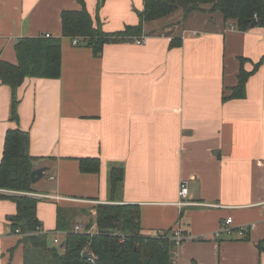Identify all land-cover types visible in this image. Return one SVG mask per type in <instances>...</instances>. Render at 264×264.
Wrapping results in <instances>:
<instances>
[{"label":"crops","instance_id":"crops-1","mask_svg":"<svg viewBox=\"0 0 264 264\" xmlns=\"http://www.w3.org/2000/svg\"><path fill=\"white\" fill-rule=\"evenodd\" d=\"M83 1L106 33L137 26L143 11V0L99 8L98 0ZM80 9L76 0H0V61L16 64L23 38H61L58 79L26 77L13 93L0 84V160L6 133L18 129L28 136L34 170L47 169L31 193L44 236L53 241L66 231L56 230L58 209L73 217L68 229L93 234L96 206L124 205L139 210L144 234L190 238L174 247L172 264H264L263 65L243 98L222 99L237 83L240 59L246 72L264 60V29L240 31L221 19L203 29L166 18L143 23L145 43L107 44L95 57L62 37L61 14ZM175 36L180 46L170 47ZM95 159L97 172L80 170L81 160ZM113 169L122 179L112 191ZM182 182L187 206L178 205ZM15 213L0 199V264H24ZM228 218L249 229L245 237L237 229L217 234Z\"/></svg>","mask_w":264,"mask_h":264},{"label":"trees","instance_id":"trees-1","mask_svg":"<svg viewBox=\"0 0 264 264\" xmlns=\"http://www.w3.org/2000/svg\"><path fill=\"white\" fill-rule=\"evenodd\" d=\"M76 1L81 6L80 10L61 14L62 37L77 39L78 44L89 48L95 57L102 54L107 44L140 39L143 23L169 18L178 10L182 11L183 20L199 12L218 13L224 23L234 25L240 31L249 29L253 20L256 27L264 29V0H143L139 24L116 33L104 32L98 20L93 21L87 12L84 1ZM104 1L98 0V8ZM178 39L173 37L170 47H179ZM15 53L16 64L0 61V84L7 86L12 93L26 77L59 78L61 38H23L15 45ZM239 62L237 83L231 88L230 95L222 98L224 101L243 98L250 74L259 66L264 67V60H261L252 71L246 72L243 69L246 60L240 59ZM28 144L25 132L18 129L8 131L0 160V190L21 193L0 195V199L15 204L16 213L10 218L11 229H18L22 234L33 233L41 227L36 217L37 200L27 195L33 192L30 173L34 170ZM98 168L96 159L80 161L82 172H97ZM121 179L122 170L113 169L110 173L112 191ZM94 209L96 232L93 234L75 233L68 229L73 217L58 209L56 230L67 228L62 248L50 246L46 236L24 237V264H172L175 244L168 232L158 236L144 234L136 207L98 205ZM258 248L264 252V243ZM84 253L91 258H83Z\"/></svg>","mask_w":264,"mask_h":264},{"label":"built area","instance_id":"built-area-1","mask_svg":"<svg viewBox=\"0 0 264 264\" xmlns=\"http://www.w3.org/2000/svg\"><path fill=\"white\" fill-rule=\"evenodd\" d=\"M255 17V16H254ZM44 37H49L48 34H45ZM146 41V38H140L138 40H135V42L137 44H143L145 43ZM77 43V40L74 39L72 44L75 45ZM28 196H35L34 194H27ZM178 195H179V202H178V205L180 206H187V205H190L189 202L185 201V199L187 198L188 196V187H187V183L186 182H182L179 186V192H178ZM43 198H50L49 196H41ZM232 220L230 218L224 220L219 228V230L217 231V234H226V235H230L232 234L233 232H235V229L236 232H237V235L240 237V238H243L246 236V233L248 232V228H236L232 225ZM73 232L75 233H83V230H82V227L80 225H76L73 229ZM20 232L17 230H15V234H19ZM60 234L63 235V237H65V235L67 234L66 231L64 232H58ZM21 236L23 237H28V236H44L46 235L45 232H43L40 228L37 229L35 232L33 233H26V234H22L20 233ZM59 235V234H58ZM170 239L174 242L175 246H179L182 242H185V241H188L190 238L187 236V235H182L180 232H175L172 236H170ZM53 244H58L59 243V240L54 238L53 241H52Z\"/></svg>","mask_w":264,"mask_h":264},{"label":"rangeland","instance_id":"rangeland-1","mask_svg":"<svg viewBox=\"0 0 264 264\" xmlns=\"http://www.w3.org/2000/svg\"><path fill=\"white\" fill-rule=\"evenodd\" d=\"M170 19H167L166 21L169 22V21H173L176 25L177 23L181 25V23L183 21H185L186 23V27H191V26H195L197 28H202L203 29H211L210 26H213L216 24V21L215 19L217 20H220L221 17L218 13H202V12H199L197 14H192L191 16H188L186 19L183 20V13L181 10H178L177 12L173 13L171 15V17H169ZM222 22V20H220ZM166 28V27H164ZM58 240H59V243L58 244H53L52 243V237H48V240L50 242H48V244L50 246H53L57 249H59V246L61 244V242L63 241L64 237L61 236V235H56L55 236ZM59 252H61V250H58Z\"/></svg>","mask_w":264,"mask_h":264},{"label":"water","instance_id":"water-1","mask_svg":"<svg viewBox=\"0 0 264 264\" xmlns=\"http://www.w3.org/2000/svg\"><path fill=\"white\" fill-rule=\"evenodd\" d=\"M256 22L255 20H253L251 22V24L249 25V29L253 28L255 26ZM47 171L46 168H37L35 170H33L31 173H30V182L31 184H36L37 182H39L43 177H44V174L45 172ZM62 245H60V248H62ZM83 258H86V259H90L91 258V255L89 254H83L82 255ZM173 257V255L171 256Z\"/></svg>","mask_w":264,"mask_h":264}]
</instances>
